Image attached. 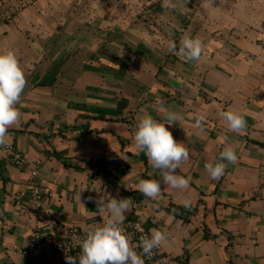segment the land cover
Wrapping results in <instances>:
<instances>
[{"label":"crops","instance_id":"obj_1","mask_svg":"<svg viewBox=\"0 0 264 264\" xmlns=\"http://www.w3.org/2000/svg\"><path fill=\"white\" fill-rule=\"evenodd\" d=\"M18 1L0 0V52L15 51L27 81L0 146V264H33L23 252L43 218L58 221L59 239L73 226L86 234L105 195L131 198L125 221L163 231L159 251L177 264H264V0ZM185 35L202 41L199 61L180 58ZM229 109L246 119L239 133ZM167 111L190 153L176 170L191 177L185 189L164 184L134 142L141 116L167 123ZM228 146L237 162L213 180L205 164ZM141 178L160 180L156 200Z\"/></svg>","mask_w":264,"mask_h":264},{"label":"clouds","instance_id":"obj_2","mask_svg":"<svg viewBox=\"0 0 264 264\" xmlns=\"http://www.w3.org/2000/svg\"><path fill=\"white\" fill-rule=\"evenodd\" d=\"M164 7H168L165 0ZM202 41L198 37L185 35L180 41L179 56L187 61H199L202 55ZM175 49V45H173ZM26 76L14 50L0 52V146L8 143V129L16 124L21 113L17 107L26 88ZM227 129L239 133L246 127L245 117L231 109L221 113ZM205 119L197 118V127ZM167 123L161 122L150 115L141 116L136 124L134 142L138 149L145 152L150 166L158 170L163 183L174 189H185L191 177L185 178L177 173L183 162L189 159L190 153L186 145L177 142L166 125L175 124L178 115L167 111ZM238 156L231 147H225L215 164L206 163L205 168L213 180L225 174L228 163L235 164ZM137 189L146 198L156 200L161 193V182L157 179L138 181ZM107 197V202H105ZM132 204L131 198L117 199L111 195L102 196L98 201V211L94 215L102 217V223L89 227L86 234L79 240L80 252L77 258H68V264H146L145 257L151 256L167 239L160 229L153 228L150 234L140 237L138 245L132 244L124 227L126 213ZM190 201H184L189 207ZM141 249L138 252L136 249Z\"/></svg>","mask_w":264,"mask_h":264},{"label":"built area","instance_id":"obj_3","mask_svg":"<svg viewBox=\"0 0 264 264\" xmlns=\"http://www.w3.org/2000/svg\"><path fill=\"white\" fill-rule=\"evenodd\" d=\"M28 0H19L16 10H22L28 3ZM5 153L14 156V163L19 168H24L27 161L20 155L15 154L11 149H5ZM40 163H36L31 169V179H34L39 171ZM33 193L37 200L43 198L44 190L40 186L33 184ZM9 221L0 212V248L4 246L5 233L8 230ZM124 227L130 236L132 244L138 245L140 237L150 232L140 222L133 220L124 221ZM60 229L58 221L43 218L33 229L28 248L23 252L29 257L33 264H68V258L75 257L78 261L80 252L79 240L85 235L78 226H73L68 230L65 239H59L57 233ZM141 251L139 247L136 249ZM146 264H177L174 260L164 257L159 248L154 249L151 256L145 257Z\"/></svg>","mask_w":264,"mask_h":264}]
</instances>
